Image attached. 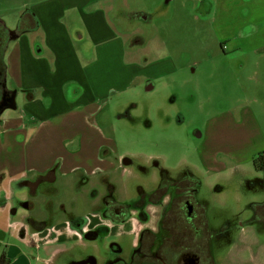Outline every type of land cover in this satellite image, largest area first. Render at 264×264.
<instances>
[{"label": "flooded vegetation", "instance_id": "obj_1", "mask_svg": "<svg viewBox=\"0 0 264 264\" xmlns=\"http://www.w3.org/2000/svg\"><path fill=\"white\" fill-rule=\"evenodd\" d=\"M219 2L199 0L197 13L212 16ZM119 9L115 5L113 22L118 27L143 29L127 34L128 49L134 42L146 44L153 35L156 8L137 11L127 22ZM77 21L81 23L71 17L64 23L70 33L68 26L78 27ZM31 31H41L31 8L13 21L0 14V117L27 111L33 96L32 90L17 85L9 70L15 44ZM78 37L83 44V35ZM231 51L250 53L241 47ZM243 58L226 56L230 62L238 61L236 70L243 67ZM231 68L235 78L237 72ZM157 77H146L144 96L127 95L128 85L113 90L90 114L98 131L91 124L85 129L91 127V136L102 137L94 148L95 159L67 163L68 156L82 151L67 148L61 164L45 174L16 179L3 192L2 204L11 203L12 229L25 238L30 234L27 243L41 264H264V162H255L256 155L247 170L240 166L239 154L230 164L229 155L220 149L203 153L201 145L208 138L202 121L189 119L187 98L179 89L158 91L162 86ZM152 93L159 96L153 98ZM81 94L78 87L73 99ZM196 98L194 94L189 101ZM123 136H135L139 142L131 150L128 142L120 144ZM195 139L198 144L193 149ZM60 166L62 174L75 181L71 193L81 208L53 204L62 196L57 186ZM38 198H42V219L30 215ZM6 257L5 251L0 264L11 261Z\"/></svg>", "mask_w": 264, "mask_h": 264}, {"label": "rangeland", "instance_id": "obj_2", "mask_svg": "<svg viewBox=\"0 0 264 264\" xmlns=\"http://www.w3.org/2000/svg\"><path fill=\"white\" fill-rule=\"evenodd\" d=\"M62 1L64 2L62 4L63 9L65 8L63 11L59 6L61 2L58 4L60 12L65 15L61 18L62 22L66 23L71 17L79 19L81 22L77 21L78 27L72 24L68 26L71 30V33L69 30L67 31L73 42L72 45L68 42L70 39H66L63 31L59 29L57 21H48V30L41 23V26L46 30L31 31L24 35L27 38L29 35H34L32 39L35 42L32 44L33 47L30 48V51L33 52L37 49L38 52L39 48H42L43 51L45 50L44 55L48 60L54 58L53 54H58L62 69H59V72L55 75L65 76L73 73L82 77L85 76L87 79L90 78L92 73H96L101 78V84L102 81L105 84H115L122 82L128 74L133 76L141 72L129 84L127 95L135 96L139 93L144 96L146 77L148 75L154 76L156 72H159L158 84L162 86V89L160 87L158 91L169 93L174 88L179 89L181 94L187 98L185 105L190 109L189 119L199 118L202 121V128L205 129L208 138V142L201 145L203 153L208 154L220 149L219 151L229 155L227 161L228 163L231 162L230 164L234 161L233 159L231 161L232 156L239 154L240 166L243 169H252L253 158L264 150V1L257 3V0H220L221 11L207 17L201 15V11L197 13L196 5L199 0H89L90 3H87L86 6L80 3L72 5L75 0ZM166 1L168 3H165ZM36 3H38L37 5L43 3L39 8L46 13L51 12L48 5L45 6L47 4L45 0H0V14L13 21L26 9L31 8L35 12L33 6ZM115 5L120 6L118 11L125 13L122 15L125 22L131 20L132 15L137 11L149 12L152 7L156 8L157 18L153 35L147 39L146 44H137L133 39V47L131 46V49H128L127 45L131 36L127 37V32L131 34L140 33L143 29L138 26L135 29L129 27L126 30L127 32L117 33L118 26L113 22L116 14L114 12ZM93 9L95 11L98 9L105 11L102 25H100L103 29L101 32L103 34L102 41L97 36V33H100L99 27L95 28L96 39L94 40H98L97 45L92 40L93 29L90 32L83 20L84 11L89 14V20L91 16H95L92 12ZM118 25L121 29L122 25ZM110 29L116 31L115 36L108 33ZM79 35H83V44L78 37ZM47 39H49L50 45L46 41ZM120 39L123 41L120 42ZM103 42H111V45L108 50L105 47L104 52L100 54V69L94 68L91 70L85 68L84 64L77 65L78 68H75L77 57H79L81 63L90 62L92 58H96L98 52L96 46L102 45ZM115 42L120 46V48L118 47L119 54L113 53ZM236 47L250 49V53L244 56L240 51H231ZM125 48L127 52L126 50L123 52ZM121 51L126 56L123 59L126 64H130L128 61L131 60V56L128 55V52L132 51L133 56L137 59L133 63L139 66L150 65V67L146 70L132 68L133 71L131 72L125 71L120 67L123 63ZM233 54H237L238 58L240 56L244 57L242 68L236 70L237 60L231 62L226 60V56L229 57ZM25 61L32 63L33 59L26 56ZM107 61H109V64L111 63L110 68L104 66L107 65L105 64ZM159 61H166L167 65L157 64ZM231 67L237 72L235 78L231 77L233 71L230 70ZM44 70L46 69H39L37 72L27 70V78L30 75L34 76L36 73L42 75ZM67 71H69L68 74ZM171 81L173 82L170 83ZM152 83L154 82L152 81ZM155 84L157 85L156 80ZM72 86L75 87L73 91H76V93L71 90ZM78 87L80 92L83 93L84 87L81 84L77 86L76 81H74V84L67 86L65 92L68 95L66 99L69 103L71 102L70 98L77 96ZM165 87L168 89H165ZM194 94L197 98L194 102H190V97ZM145 96H149V94ZM150 96L154 98L158 97L159 94L152 93ZM28 106L27 109H29ZM224 109H226L225 112L222 111ZM221 112L224 113L220 114ZM32 114L35 113L32 112ZM69 117L70 115L61 117L59 124H71L68 120ZM88 118L90 119V126L97 130L95 128L97 126L96 122H92L90 115ZM83 119L82 114L74 115L72 119L75 120L74 126L67 129L56 122L52 126L50 125V139H47V143L43 144V148L36 146L33 151V160L43 165L53 162L55 159L53 151L58 147L63 151V142L66 140L69 149L82 148L79 155L68 156L66 162L73 163L78 160L82 164L88 163L86 157L90 159L94 157V148L99 140H102V137L101 135L95 136L96 138L93 140L94 132H92L91 127L85 129L87 126L84 127ZM250 133L251 136H249ZM82 134L86 138H81ZM91 134L93 135L91 136ZM135 138V136H132V138L124 137L119 141H121V145L126 142L131 144L128 148L132 150L135 148L133 145L139 142ZM142 138L145 139V136ZM154 138L155 136L151 139ZM197 144L198 141L195 139L192 148L194 149ZM193 152L192 155L195 159V151L193 150ZM38 156L41 160L38 159ZM57 159H55V163H58ZM60 175H64V177ZM59 177L57 186L60 188L62 196L54 199L53 204L57 206L60 203H65L67 208H81L80 204L77 206L78 203L73 199L71 193L72 186H76L75 181L70 180L69 176L62 173L59 174ZM9 186L10 180L3 183L0 188L8 189ZM42 198L37 199L35 209L30 214L37 219H42V208L40 206ZM11 217L9 206L0 203V259L6 251V258L11 260L10 264H41L39 259L34 258L39 256L38 253L27 243L30 234L25 238L20 235L16 228L15 231L10 230Z\"/></svg>", "mask_w": 264, "mask_h": 264}, {"label": "crops", "instance_id": "obj_3", "mask_svg": "<svg viewBox=\"0 0 264 264\" xmlns=\"http://www.w3.org/2000/svg\"><path fill=\"white\" fill-rule=\"evenodd\" d=\"M97 1V0H94ZM100 1V0H99ZM264 0H257V3H260ZM43 2V1H42ZM59 2H61L59 4ZM45 3H47L45 6L48 5V7L51 9V12H44L43 9H40L39 6L42 4L37 5L36 3L33 6V9L35 10V14L37 15L41 27V31L45 28L41 26V23L45 25V27L48 30V21H57L58 27L63 33L65 34L66 39L68 40L69 44L72 45L73 42L71 40V37L62 22L61 18L64 17L63 12H60L59 6L63 9L62 4L64 2L61 0H45ZM80 3L83 6H86L87 3H90L89 0H75L74 4ZM220 2L217 4V14L220 12ZM44 7V6H43ZM42 7V8H43ZM57 10V11H56ZM95 16H91L89 20V14L84 11L83 12V20L85 25L87 26L88 30L91 32L93 29V41L96 42V45L98 44V40L96 39V31L95 28L100 29V33H97L98 39H101L103 34H101L102 30V20H103V14L104 10L98 9L92 11ZM96 17V18H95ZM95 18V19H94ZM117 27V26H116ZM118 29V30H117ZM116 31L117 33L120 32L125 33L128 30L125 27H117ZM115 30H111L108 32L112 36H115ZM129 32H127L128 34ZM34 35H29L28 38L25 36H22L20 40L15 44L13 51L11 53V57L9 59V70L12 78L16 81L17 85L25 88L30 89L33 91V96L31 98L30 103L28 104L29 109L27 111H22L20 115L13 114V113H5L0 117V186L3 185L6 181L10 180V183L16 179H20L21 177H28L32 174H45L47 171H49L55 164V159H57V162L61 164V149L58 147L53 151V154L55 156V159L53 162H50L47 165H43L40 162H36L33 160V151L36 148V146L43 148V144L47 143V139H50L51 132H49V126L53 125L54 122L59 124V119L65 115H70L69 121L71 124H62L59 125L61 127H64L65 129L73 127L75 120L73 121V116L77 114H82L84 116L83 119V125L84 127L90 125V121L88 116L90 114H93L95 109L99 106L101 101L106 100L110 93L113 90H121L124 89L126 86H128L138 75L139 73L134 74L133 76L128 74L124 80L120 83H107L105 84L104 81H102L101 84V78L98 77L96 73H92L90 75V78L82 77L81 75L77 74H68L69 71L66 73L68 75H55L59 72V69H62L59 62V56L58 54H53L54 58L48 60L47 57L44 55L45 50L43 51L42 48H39V51L36 50L30 51V48L33 47V41L32 37ZM91 36V34H90ZM92 38V36H91ZM122 42L123 40L120 39ZM48 44L50 45L49 39L46 40ZM71 42V43H70ZM101 43V42H100ZM115 42V46L113 49V53L119 54L120 51L118 46ZM111 45L110 43L103 42L102 45L96 46L97 54L96 58H92L90 62H82L79 59V57L76 58V67L81 66V64H84L85 68L93 70L94 68L100 69L101 64V52H104V48L108 50V47ZM126 50V48L123 50V52ZM250 51V49H247ZM32 52V53H31ZM109 52V51H108ZM127 52V50H126ZM131 57L130 61H128L130 64H126L123 62V59L126 57L125 54L122 53V64L120 65L121 68H123L125 71H133L132 68L142 69L141 66L137 65L136 63H133L137 59L133 56V52H128ZM30 56L33 59L32 63H27L25 61V57ZM89 59V58H88ZM110 68L109 61L105 63ZM157 64L161 65H167V62H161L159 61ZM78 65V66H77ZM150 65L143 66V69H148ZM73 68V67H72ZM156 68V67H155ZM39 69H46L42 72V75L39 73L34 74V76H29L27 78V70H32L33 72H37ZM66 69V68H65ZM158 70V68H157ZM159 72H156L154 76H159ZM110 80V79H109ZM76 81L78 85H82L84 87V92L78 96L77 99L70 98V103L67 101V93L65 92L67 86L70 84V82ZM76 98V97H75ZM73 99V100H71ZM75 100V101H74ZM74 101V102H73ZM75 108V109H73ZM226 110V109H225ZM223 110V111H225ZM35 111V112H34ZM35 113L39 120L34 121L29 117L30 113ZM38 114H37V113ZM24 117L22 118V116ZM22 115V116H21ZM41 117H40V116ZM26 121L30 122L27 123ZM61 122V121H60ZM71 125V126H70ZM57 135V134H56ZM21 137L23 139H21ZM66 138V137H65ZM81 138L83 137V134L81 135ZM95 136H92V139L95 140ZM98 142V141H97ZM63 150H67L68 144L66 143V140L63 142ZM29 146V147H27ZM32 146V147H31ZM38 159H40V156H38ZM63 169L59 168L58 173H62ZM7 190L3 187L0 188V198L2 197L3 192ZM8 191V190H7ZM0 203H2L0 201ZM11 203H9V200L5 204L7 207L10 206ZM12 220L10 222V230L15 231V229H12ZM11 263V262H10Z\"/></svg>", "mask_w": 264, "mask_h": 264}, {"label": "trees", "instance_id": "obj_4", "mask_svg": "<svg viewBox=\"0 0 264 264\" xmlns=\"http://www.w3.org/2000/svg\"><path fill=\"white\" fill-rule=\"evenodd\" d=\"M257 159L255 160L256 161H259V164L262 162H264V150L260 151L258 154H257ZM7 264V263H6Z\"/></svg>", "mask_w": 264, "mask_h": 264}, {"label": "water", "instance_id": "obj_5", "mask_svg": "<svg viewBox=\"0 0 264 264\" xmlns=\"http://www.w3.org/2000/svg\"><path fill=\"white\" fill-rule=\"evenodd\" d=\"M20 34L18 36L15 37V39L19 38ZM3 111H0V115L2 114ZM11 262V261H10ZM10 262H8L7 264H10Z\"/></svg>", "mask_w": 264, "mask_h": 264}, {"label": "built area", "instance_id": "obj_6", "mask_svg": "<svg viewBox=\"0 0 264 264\" xmlns=\"http://www.w3.org/2000/svg\"><path fill=\"white\" fill-rule=\"evenodd\" d=\"M30 117H32L33 119H35L34 115H32L31 113L29 114Z\"/></svg>", "mask_w": 264, "mask_h": 264}]
</instances>
